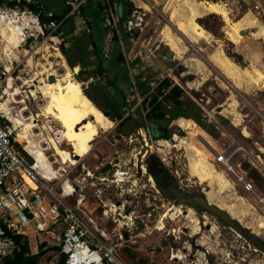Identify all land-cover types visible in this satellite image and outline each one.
<instances>
[{
    "label": "rangeland",
    "instance_id": "rangeland-1",
    "mask_svg": "<svg viewBox=\"0 0 264 264\" xmlns=\"http://www.w3.org/2000/svg\"><path fill=\"white\" fill-rule=\"evenodd\" d=\"M42 1L56 13H61L68 5L66 0ZM94 1L101 2L106 8L92 10L91 0H87L79 12L70 15L61 30L41 27V22L38 23L35 16L28 13V19L14 21L9 18L14 27L23 30V40L18 48L8 51L0 36V59L10 67V76L20 92L13 96V90L6 92V87L2 88L0 121L14 130L15 148L30 163H34V157L25 149L26 141L18 133L24 132L23 116L39 114L34 127L39 135L31 137L33 146L41 145L57 175V178L44 183L61 193V185L67 179L78 177L82 180L80 184L83 188L77 187V192L66 200L73 205L77 198L83 199L81 208L94 215L99 227L109 232L111 241L118 245L119 255L126 264H264V248L258 247L252 240L260 238L264 243V86L259 81L237 88L207 59L209 53L220 48L241 68L250 71L259 69L264 73V39L252 34L240 35L241 41L235 43L228 36L230 22L217 13L207 12L197 19L210 33L209 41L200 40L196 44L184 41L188 49L182 57H178L162 41L161 31L165 24L172 25L163 10L164 4L171 1L170 7L177 9L182 6V0ZM198 1L224 5L231 21L251 13L264 26V0ZM145 3L150 5V9L145 8ZM129 19H134L135 27L131 30L127 25ZM6 21L8 18L0 19V25L8 27ZM254 29L247 30L252 33ZM115 30L121 37L119 42L113 41ZM61 45L78 62L75 67L70 66L67 59L68 66L57 64L61 59L57 55L58 51L62 52ZM25 50L30 54L24 55ZM118 51L122 52V61L117 60ZM29 58H32L31 61ZM50 63L53 65L51 69L60 78L65 76L69 67L73 77L82 82L84 92L86 90L110 113L115 115L117 110H122L123 116H133L124 128L128 133L122 132V136L114 137L115 130H110L115 121L121 120V116H116L111 119L113 127L101 132L92 142L89 153L75 164L61 163L50 137L60 140L63 148L71 149V146L62 141L61 124L46 117L44 105L47 98L37 88L41 84L40 79L46 77L45 69H49ZM100 63L102 70L98 69ZM164 79L170 80V87L178 85L181 88L180 100L188 114L172 119L170 130L173 135L188 136L183 129L180 133L175 130V121L179 117L190 118L204 129L219 155L206 148L198 138L196 141L204 146L210 159L233 183L221 197L234 202L236 196H241L236 203L243 210L244 218H234L208 201L204 190L210 187L200 183L190 173L185 146H166L162 141L167 138H159V143L152 137L143 117L148 96L157 94L167 113L174 105L166 97L170 87L159 91L158 85ZM139 84L143 90H140ZM237 114L241 118L240 126L233 124ZM12 118H19L21 123ZM160 123L167 124L166 120ZM243 128L249 133L245 135ZM141 129L143 132L146 130L143 137ZM145 136L149 144L144 147L149 150L146 156L151 150L158 154L172 175L178 198L170 196L171 192H158L149 179V173L141 168V159L146 158L143 157L145 151L142 147ZM173 143L176 144L175 141ZM217 156H224L225 162L217 160ZM114 161L118 164L113 165ZM105 164L108 165L104 167ZM88 171L91 173L88 174ZM243 181L251 183L253 190L246 189ZM196 195L202 197V203L214 208L205 210L204 204L198 203L194 207L181 200V197ZM179 206L181 212L176 209ZM187 208L193 210L197 221L190 220ZM219 210L225 212L227 221L218 216L216 212ZM167 211L169 214L164 218V227L159 229L158 222ZM59 234L60 230L55 231L54 237L43 233L41 238L47 244L44 248H40L41 241L32 242L38 245L37 252L45 250L40 258L43 264L58 260L59 250L53 246L59 244ZM250 235L254 236L251 240ZM31 236L34 238L33 234ZM174 254L179 257H174Z\"/></svg>",
    "mask_w": 264,
    "mask_h": 264
},
{
    "label": "bare ground",
    "instance_id": "bare-ground-1",
    "mask_svg": "<svg viewBox=\"0 0 264 264\" xmlns=\"http://www.w3.org/2000/svg\"><path fill=\"white\" fill-rule=\"evenodd\" d=\"M182 2V6L177 9H174L173 5V8L170 7L172 4L171 1H167L164 4L163 10L167 12L169 21L172 25L165 24L161 31L162 41H164L165 44L169 46V48L178 57H182L188 49L185 44L186 42L184 41H189L195 44L201 42L200 40L209 41L208 39L210 33L200 24V21L197 19L207 12L217 13L221 15L226 22H230L228 36L235 43L241 41L240 35L242 34L240 31L246 30L248 28H255V31L252 33L249 32L245 35L252 34L255 36H260L264 39V26L259 24L257 18L251 13H246L236 21H231L228 9L218 2L198 0H182ZM144 6L147 10L150 9L149 4L145 3ZM6 22L9 24L8 27H2L0 25V36L5 41V50L9 51L19 47L21 41L23 40V30L14 27L11 20ZM172 27L175 28L178 33H175ZM28 53L29 51L25 50L23 54L27 55ZM57 55L61 58L57 64L68 66L63 53L58 51ZM31 59L32 58H29V61H31ZM207 59L225 77H227V79L231 81L233 86L237 88L246 87V85H250L251 82L256 83L259 81L262 83L261 86H264V73L262 71L259 69L250 71L248 68H241L236 62H234V60H232L233 58L231 59V57H229L223 51V49L221 50L219 48V50L209 53L207 55ZM49 66V69H45L47 70L46 77H42L40 79L41 84L37 85V88L41 94L47 98L44 105L46 117H51L53 120H56L61 124L63 127V130L60 132L62 141H65L68 145H70L71 149L63 148L61 146L60 140L56 138L50 137V143L55 154L60 157L61 163L71 162L72 164H75L80 157L90 152L92 148V142L101 134V132L109 131L113 127L114 122L88 97V95L84 92L82 82L76 80L73 77L72 71L69 69V67L66 68L67 71L65 76L60 78L58 75H56V71L51 69L53 67L52 63H50ZM78 68L79 67L77 66L75 69L76 72L78 71ZM49 75L55 76V80L50 81L48 79ZM252 85L254 84L252 83ZM6 90V92L13 90L11 92L13 96L20 92V90L15 87L11 77L8 79ZM32 92L34 93L35 89L32 90ZM23 109H25V107ZM38 116L39 114L27 117L23 116L22 118L25 120V122H23L25 124L24 132L22 134L18 133V135H20L21 138L26 141L25 149L31 156L34 157L35 167L41 173L46 175V173H54L52 169L53 166L48 161V158L41 145L40 147H34L35 145L32 142L33 139L31 138L32 136L37 137L39 135V133H36L34 130V127L38 123H36V121H38ZM12 120L15 122H20L19 118H12ZM175 123L177 126L187 131L188 136L182 137L174 134L173 138L176 144L168 140L162 141V144L166 146H185L187 149V156L190 161V173L197 177L200 183H205L210 187L209 189L204 190L208 201L226 210L232 217L240 219L244 213L243 210L238 208L236 200H240L241 196H236L234 202L226 201L221 197V194L225 190L231 188L233 183L231 184V182L226 177L225 172L216 166L205 150L204 146L213 152L215 149L213 147V143H210L208 134L190 118L179 117L176 119ZM233 124L236 126L242 125L241 118L238 114L235 115ZM243 133L246 135L249 132L243 128ZM196 138L201 140L204 146L198 143ZM224 159V156H217V160L224 161ZM230 168L232 169V167ZM239 177L241 178L240 175ZM45 178L50 179L52 176L46 175ZM176 209L178 212L182 211L180 206ZM187 212V216L191 217L190 220L197 221V217L193 215L194 212L191 208H189ZM168 214L169 212L167 211L161 216L160 221L158 222L159 225L157 226L159 229H163L164 218ZM196 232L197 231H195V233ZM177 254H174V257L178 258L179 255Z\"/></svg>",
    "mask_w": 264,
    "mask_h": 264
},
{
    "label": "built area",
    "instance_id": "built-area-1",
    "mask_svg": "<svg viewBox=\"0 0 264 264\" xmlns=\"http://www.w3.org/2000/svg\"><path fill=\"white\" fill-rule=\"evenodd\" d=\"M86 2L66 0L70 6L68 15L79 12ZM31 4L39 8L37 12L30 9ZM26 13L35 16L38 23V14L53 15L40 0H0V19L24 20ZM127 22L129 30L135 27L134 19ZM59 25L54 19L40 24L52 28ZM9 77L10 67L0 59V91L6 87ZM13 131L0 121V264L19 249L15 236L34 233L40 238L43 233H50L54 237L56 230H60L61 252L66 254L64 264H126L109 232L99 227L94 215L81 208L83 199L77 198L73 205L66 200L77 192V187L83 188L82 180L78 177L67 179L61 185V193L47 186L44 181L55 179L57 175L46 173L52 176L46 179L35 167V162L30 163L22 156L14 146ZM243 182L246 189L253 190L251 183Z\"/></svg>",
    "mask_w": 264,
    "mask_h": 264
},
{
    "label": "trees",
    "instance_id": "trees-1",
    "mask_svg": "<svg viewBox=\"0 0 264 264\" xmlns=\"http://www.w3.org/2000/svg\"><path fill=\"white\" fill-rule=\"evenodd\" d=\"M89 1V0H88ZM11 4H13L11 2ZM30 9H32L33 11L37 12L38 11V7L31 4L29 5ZM91 7L93 8L92 10L97 9V7H101V8H106V5L103 6L101 4V2L98 1H94L91 0ZM45 8L49 11H51L53 13L52 16H47L43 13L38 14V18L41 22V24H46L48 23L50 20L54 19L57 22H60V25L58 26V29L61 30V28L63 27V25L65 23H67V21L70 18V15H68L69 11H70V6L66 5V7L63 9V11L61 13H56L53 10H50L48 7L45 6ZM85 10V9H84ZM68 15V16H67ZM72 33V32H70ZM113 41L114 42H119V35L117 33V31L115 30L113 35H112ZM62 48V52L64 54V56L66 57L68 63L70 66H74L76 65V62L71 58L70 54L68 53L67 49L61 45ZM123 55L121 51H118L117 54V60L118 61H122ZM98 69L102 70L103 69V65L100 63L98 65ZM159 86V91L161 92L162 90H167L170 87V80L169 79H164L160 82ZM181 88L178 85H174L172 87H170V89L168 90V92L166 93V97L171 99L173 101V107L171 108L170 111V117H167V111L165 109V106L161 104V102H158L155 106H153L152 111L149 112L147 114V118L148 119H156V120H163V119H167V122H170L172 119H174L175 117L178 116H187L188 114L183 110V102L180 100V96H181ZM85 93L88 95V97H90L96 104L98 107H100L102 109V111L110 117H114V115H112L107 108L101 106L97 100L92 97L86 90ZM159 98L158 95H154L153 96V100L155 101ZM123 112H120L118 114V116H123L122 114ZM129 119V118H128ZM125 124L122 123L121 126H123ZM123 129V128H122ZM128 133V132H127ZM212 208H214V206H207L206 204H204V209L207 210H211ZM218 214L219 217H221L224 221H227L225 212H223L222 210H219L216 212ZM230 223H232L230 221ZM239 228V227H238ZM242 231V230H241ZM247 237H249V234L245 233ZM252 235H250V240L252 239ZM16 241L19 243V249H17L14 253V255L12 257H7L4 261V264H43V262L40 261V258L42 256V254L44 253L45 250H40L39 252L36 253H32L31 249H30V245H29V240L27 238H24L22 235H17L15 236ZM254 240V243L256 245H258V247L260 248H264V243L263 240L259 238L257 239H252ZM46 243L43 242L42 244H40V248H44V246L46 247ZM53 248L59 250V258L56 262H54L53 264H64L65 263V258H66V254L61 252V248H62V243L59 242V244L57 246H53Z\"/></svg>",
    "mask_w": 264,
    "mask_h": 264
},
{
    "label": "flooded vegetation",
    "instance_id": "flooded-vegetation-1",
    "mask_svg": "<svg viewBox=\"0 0 264 264\" xmlns=\"http://www.w3.org/2000/svg\"><path fill=\"white\" fill-rule=\"evenodd\" d=\"M139 88H140V90H143L141 84H139ZM154 95H157V94H151V96H148V98L146 99V102H145L146 111H145L143 117H144V120L147 122V128L151 132L152 137L155 138L156 142H159V138L165 137L167 139H170L173 136V132L170 130V126L172 124L167 122V119H163V120H166V122H167V124L164 125V124L160 123L162 120L159 121V120H156L154 118L153 119L147 118V114L152 111L153 106H155L158 102H161V104L164 105L162 103V101L159 100V98L155 101H152ZM95 105L97 106L96 103H95ZM126 105L128 106L129 103ZM165 105L167 107H171L170 104H165ZM141 107H144V105ZM98 108H100V107H98ZM120 112H122V110H117V112H115V115L112 113L111 114L114 115V117H116V116H118V114ZM166 116L170 117V113H167ZM108 117L110 119L114 118V117H110V116H108ZM131 120H133V116H130V114H127L126 116H122L120 121H117V122L115 121L114 127L110 130V131L115 130V132L113 133L114 137H115V135H121L122 136L123 135L122 132L126 133L127 130L124 128H126V126L129 125V122ZM124 122H125V124L123 126H121V124ZM117 128L119 130H117ZM144 132L146 133V130ZM144 132L141 129L140 135L142 137H143V135H145ZM143 141H145L144 144H142L143 150L145 151V153L143 154V157H146V158L141 159L143 161V164L140 165L141 168L144 169L145 172L149 173V175H150L149 179L153 182V186L156 188V190L158 192H160L161 194H169L168 192H171L170 196H172L174 198H178L179 193H178V190H176V191L174 190L175 185H174V180L172 178V175L168 172L167 168L163 165L161 160L158 158V154H156L153 150H151L150 154L148 156H146L148 151H149L148 148H144L146 146H149L146 136L143 138ZM102 164H104V163H102ZM117 164H118L117 161L113 162V165H117ZM107 165L108 164H105L104 167H106ZM87 173L90 174L91 172L88 171ZM181 200H183V202H186L187 204H191L194 207L198 203H201V205L204 204V203H202V197L200 195H196V196H193L191 198L187 197V196L181 197ZM205 210H207V209H205Z\"/></svg>",
    "mask_w": 264,
    "mask_h": 264
},
{
    "label": "crops",
    "instance_id": "crops-1",
    "mask_svg": "<svg viewBox=\"0 0 264 264\" xmlns=\"http://www.w3.org/2000/svg\"><path fill=\"white\" fill-rule=\"evenodd\" d=\"M40 1L45 5V3L42 0H40ZM45 6L47 7V5H45ZM119 41H120V39H119ZM77 63H76V65H77ZM76 65H74V67ZM32 234L34 235V238H32V236H31ZM23 237L27 238L29 240V245H30L31 252L32 253H36L37 250H38V245H36L35 243L36 242L38 243V241H41V240H38L39 236H36L34 233H30L29 236H23ZM40 239H42V238L40 237ZM33 241L35 242L34 245L32 244ZM44 241H45V239H42L41 243H43ZM44 264H47V263H44Z\"/></svg>",
    "mask_w": 264,
    "mask_h": 264
},
{
    "label": "water",
    "instance_id": "water-1",
    "mask_svg": "<svg viewBox=\"0 0 264 264\" xmlns=\"http://www.w3.org/2000/svg\"><path fill=\"white\" fill-rule=\"evenodd\" d=\"M240 33L242 34V35H245V34H247V33H249L248 32V30L246 29V30H241L240 31ZM48 79L50 80V81H54L55 80V76H53V75H49L48 76ZM175 130H176V132H178V133H180L181 131H182V128L181 127H179V126H175ZM174 136V135H173ZM173 136L170 138V139H168L170 142H174V138H173ZM163 138H165V137H163ZM216 151V154H218V152H217V150H215L214 149V152ZM219 155V154H218ZM80 159V158H79ZM200 217H202V215H200Z\"/></svg>",
    "mask_w": 264,
    "mask_h": 264
}]
</instances>
